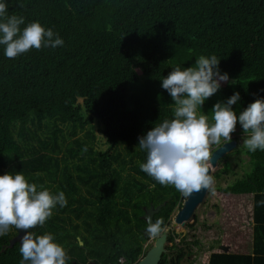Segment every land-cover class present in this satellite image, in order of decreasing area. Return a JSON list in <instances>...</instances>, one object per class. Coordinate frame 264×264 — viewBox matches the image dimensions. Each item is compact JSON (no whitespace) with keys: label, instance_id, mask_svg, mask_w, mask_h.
Here are the masks:
<instances>
[{"label":"trees","instance_id":"obj_1","mask_svg":"<svg viewBox=\"0 0 264 264\" xmlns=\"http://www.w3.org/2000/svg\"><path fill=\"white\" fill-rule=\"evenodd\" d=\"M6 3L9 15L23 16L25 25L39 21L64 43L33 48L14 59L7 58L0 45V175L22 172L31 183L54 194L65 193L66 206L57 204L43 226L29 231L52 233L67 250L68 263L91 259L118 264L124 257V264H135L149 239L142 233L143 208L163 204L153 221L162 218L164 228L182 206L181 192L161 185L140 168L147 154L139 148V138L174 118V101L162 88V79L176 65L194 66L199 56L216 55L229 81L222 82L201 111L211 117L214 104L226 102L235 92L240 93L233 105L237 115L264 98V0ZM129 100L131 109L125 108ZM96 120L102 125L97 132ZM50 121L72 122L73 133L89 126L92 166H76L83 174L76 178L85 193L67 162L86 145L75 140L78 148L59 156L56 131L52 142L36 133ZM245 150L249 170L211 190L220 208V238L200 264L264 262V151ZM12 236L0 235V264H20V244L11 243ZM174 237L170 234L167 240ZM185 254L182 248L171 257L165 252L159 264H180Z\"/></svg>","mask_w":264,"mask_h":264},{"label":"clouds","instance_id":"obj_2","mask_svg":"<svg viewBox=\"0 0 264 264\" xmlns=\"http://www.w3.org/2000/svg\"><path fill=\"white\" fill-rule=\"evenodd\" d=\"M20 7H23L21 4ZM25 25V18L8 14L6 0H0V45L4 55L14 59L31 49L62 46L64 41L51 28L39 21ZM216 55L199 56L194 66L176 65L162 79L174 101V118L156 124L139 138V148L147 154L140 164L142 171L161 185H171L184 196L202 189L211 190L214 178L211 159L213 146L229 144L239 122L244 146L252 152L264 151V98H258L239 112L233 105L240 101L235 92L226 102L218 101L211 117L202 110L207 99L217 93L227 73L219 69ZM82 151H87L85 146ZM59 204L66 206L65 193H52L44 185L29 182L22 172L0 175V235L11 227L23 231L20 264H68L70 257L62 244L49 232L36 234L29 229L43 226ZM163 219L149 221L146 232L152 238L162 237L166 231Z\"/></svg>","mask_w":264,"mask_h":264},{"label":"rangeland","instance_id":"obj_3","mask_svg":"<svg viewBox=\"0 0 264 264\" xmlns=\"http://www.w3.org/2000/svg\"><path fill=\"white\" fill-rule=\"evenodd\" d=\"M146 88H144L145 92ZM133 107L130 100L127 102L125 108L131 109ZM73 125L72 122H66L62 124L60 122H44L42 124V128L36 132L38 137L42 140H46L52 142L54 139L53 132L56 131L57 138L56 142L61 147V156L63 153H69L70 148L77 149V144L73 142L78 140L79 143L84 144L87 148L91 147L92 142L89 141L87 137L86 129H88V125L85 126L86 129H76L75 133H73L74 129L71 127ZM102 125L96 120L95 122V132L100 130ZM241 126L239 124L236 131L232 134L233 139L230 143V147L224 148L220 154H217V150H219L221 146L218 148L213 146V156L211 161L212 163V171L211 176L214 178V183L211 190L216 186H226L229 183H232L233 180L243 176V174L249 170L250 163L248 155L246 154V147L243 144V138L245 134L240 130ZM15 138L22 142V138L18 135L17 131L14 133ZM32 143H36V141H32ZM101 147H105L104 141L100 142ZM223 148V147H222ZM83 147L79 148V152L74 158L68 157V165L70 167V172L74 177L75 183L79 186L80 191L85 193L84 185L77 180V175H83L82 172H79L76 166H84L85 164L88 167H91L92 164L88 162L90 159V154H88V150L86 152L82 151ZM126 175V172H124ZM211 190H207V193L202 200L201 203L196 207L191 218L183 223L176 225L174 222V216L179 208L175 209L172 214V217L169 223L164 227L166 231L167 237L170 234H173L174 240L168 241L165 244L166 253L169 256H175L178 248L184 249L186 252L185 256L181 259L180 264H200L203 258V254L211 247L216 246L218 240L220 238V230L217 226V219L219 216L220 208L217 204V199L211 192ZM182 202L185 200L186 196L181 193ZM77 221V220H74ZM8 233L15 236V227H11L8 230ZM13 236V237H14ZM155 238L149 236L148 241L145 243L146 250L152 246Z\"/></svg>","mask_w":264,"mask_h":264},{"label":"water","instance_id":"obj_4","mask_svg":"<svg viewBox=\"0 0 264 264\" xmlns=\"http://www.w3.org/2000/svg\"><path fill=\"white\" fill-rule=\"evenodd\" d=\"M232 145V143H229L227 145H223L219 150H217V154L221 153L224 148H228ZM212 171V170H211ZM210 171V175H211ZM207 193V189H202L199 192H194L191 194V196H186L185 200L182 203V206L179 208V210L176 212L174 216V222L176 225L183 224L187 222L191 216L193 215L196 207L199 203L202 202L205 195ZM163 204H159L156 207H154L152 204H150L148 207H144V212L142 215V219L146 222V227L142 230V233L144 235L147 234L146 229L148 226L149 221H153V215L154 213L158 212ZM24 234L23 231H19L18 234L11 239V243L18 242L21 246V236ZM167 242V235L166 233H162V237L155 238L152 246H150L143 256H141L135 264H159L162 254L165 253L166 248L165 244ZM81 243V241H80ZM220 249L227 251L228 247L220 245ZM73 264H77L74 262ZM95 264V263H92Z\"/></svg>","mask_w":264,"mask_h":264},{"label":"flooded vegetation","instance_id":"obj_5","mask_svg":"<svg viewBox=\"0 0 264 264\" xmlns=\"http://www.w3.org/2000/svg\"><path fill=\"white\" fill-rule=\"evenodd\" d=\"M19 231H20V230H18V229L15 228V236L18 234ZM13 236H14V235H13ZM13 236H12V238H13ZM15 236H14V237H15ZM74 262H76L77 264H92V263L100 264V263H96L95 261H93V260H91V259H87L85 262H77V261H75V260H71V262L68 263V264H73Z\"/></svg>","mask_w":264,"mask_h":264},{"label":"built area","instance_id":"obj_6","mask_svg":"<svg viewBox=\"0 0 264 264\" xmlns=\"http://www.w3.org/2000/svg\"><path fill=\"white\" fill-rule=\"evenodd\" d=\"M125 258L124 257H120L118 259V264H124Z\"/></svg>","mask_w":264,"mask_h":264},{"label":"crops","instance_id":"obj_7","mask_svg":"<svg viewBox=\"0 0 264 264\" xmlns=\"http://www.w3.org/2000/svg\"><path fill=\"white\" fill-rule=\"evenodd\" d=\"M259 264H261V263H259ZM262 264H264V262H262Z\"/></svg>","mask_w":264,"mask_h":264},{"label":"bare ground","instance_id":"obj_8","mask_svg":"<svg viewBox=\"0 0 264 264\" xmlns=\"http://www.w3.org/2000/svg\"><path fill=\"white\" fill-rule=\"evenodd\" d=\"M220 154V153H219ZM213 163V161H211Z\"/></svg>","mask_w":264,"mask_h":264}]
</instances>
